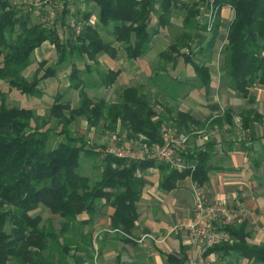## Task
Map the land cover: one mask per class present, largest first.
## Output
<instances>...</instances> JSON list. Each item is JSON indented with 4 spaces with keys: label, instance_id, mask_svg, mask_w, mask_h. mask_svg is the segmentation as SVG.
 Instances as JSON below:
<instances>
[{
    "label": "trees",
    "instance_id": "16d2710c",
    "mask_svg": "<svg viewBox=\"0 0 264 264\" xmlns=\"http://www.w3.org/2000/svg\"><path fill=\"white\" fill-rule=\"evenodd\" d=\"M81 2L86 8H77V16L83 28L76 33L64 20L47 23L28 7L0 0V79L23 94L43 96L47 91L44 82L54 80L61 86L58 77L66 74V79L60 77L64 82L63 92L56 91L43 118L33 107L9 106L4 96L1 100L0 264L11 261L12 264H81L77 260L78 252H83L93 263L89 249L92 233H84V226L90 225L106 206H112L115 211L111 215V229L122 236L131 235L140 216L139 202L149 168L160 171L161 187L167 191L178 187V182L187 177L205 186L214 169V146L191 150L188 142L179 154L185 167H177L156 159L121 157L107 152L106 142L76 135L73 124L85 118L91 127L102 124L105 130L116 133L121 124L122 131L142 133L149 143H160L162 125L168 123L179 132L190 131L186 118H191L183 110L176 113L171 110L169 115L158 110L155 102L134 85L124 87L113 102L105 96H91L88 93L91 85L83 75L96 71L99 84L111 87L120 70L100 71L99 57L105 54L115 57L120 48L130 60L143 57L151 49L153 38L170 25L173 10L184 4L183 0ZM91 4L98 8L96 16L88 8ZM225 6L233 9L234 16L228 26L227 40L219 49L223 55L220 80L246 101L240 112L242 135H257L256 123L264 119L255 106L258 98L254 91L257 86L264 88V0L185 3L181 33L159 54L160 62L153 78L169 86L165 81L168 64L174 69L184 60L195 71L196 85L208 90L213 82L214 46L223 26L221 10ZM202 7L211 10L212 25L210 19L205 26L198 22ZM154 18L157 23L153 22ZM65 29H69L70 35L63 39L60 31ZM202 29L210 32L209 38L205 44L196 45L193 40ZM109 32L112 39L105 35ZM45 42L53 45L56 58L50 64L48 59L37 64L32 55ZM33 62L37 67L30 79L25 71ZM160 71H165L164 75ZM179 83L172 78V88L176 90ZM73 90L79 95L78 102L70 97L65 99ZM170 91L173 95L174 91ZM51 119L57 121L53 126ZM225 121L236 125L233 109L226 110L213 124L222 126ZM86 162H91L98 171L97 178L86 172L89 168ZM39 209L47 210L51 216L44 219L43 213L37 212ZM84 212L89 214V219L80 220L78 216ZM54 216L58 218V227ZM218 229L228 233L231 240L207 247L206 254L234 253L253 264H264V244L249 243L251 230L246 220L223 224ZM173 263L183 264V260L169 255L167 264Z\"/></svg>",
    "mask_w": 264,
    "mask_h": 264
},
{
    "label": "crops",
    "instance_id": "0c3cea01",
    "mask_svg": "<svg viewBox=\"0 0 264 264\" xmlns=\"http://www.w3.org/2000/svg\"><path fill=\"white\" fill-rule=\"evenodd\" d=\"M191 1L195 0H183L184 4ZM184 4L175 9L178 15H173L168 28L161 30L153 38L151 49L143 57L130 60L126 52L120 48L115 57L109 54L100 56L99 65L100 62L103 64L105 62L107 69L120 70L117 81L113 85L117 84L121 89L130 85L141 88L143 93L151 96L152 101L157 104L156 108L160 107V110L167 112V115L171 110L174 113L179 110L190 113L191 118H186L187 126L190 128L188 148L199 150L214 146L212 160L214 169L210 172L209 180L205 184L210 201L223 202L228 209L237 211L233 222L240 223L246 220L248 229L251 230L249 243L261 245L264 244V131L262 128L264 122L256 123L257 135H242L238 120L241 117V110L246 106V101L225 83L220 82L219 85L214 86V75L208 90L195 86L190 81L195 71L188 69L189 65L185 64V70L179 72L180 76L175 77L180 83L176 85L173 95L166 92L167 85L164 81L160 79L155 81L153 78L157 71L155 64L159 54L168 47L176 35L181 33ZM81 8L85 9L86 5L82 4ZM88 8L93 10L95 16L97 15L98 8L95 4H91ZM210 16L211 10L202 7L198 22L205 26ZM233 16L234 11L230 6L223 7L221 10L222 46L227 40L228 26ZM153 22L157 23L156 18ZM109 34L111 35H108L109 38L112 39V32ZM208 38L209 31L202 29L196 33L193 41L196 45H202ZM43 45L45 46L42 51L37 48L38 60L45 59L48 46H52L49 42ZM116 46L118 47L119 43H116ZM144 57H149V60ZM151 63L155 65L154 69L150 67ZM218 74L220 80V70ZM121 78L124 79L122 82ZM114 89H116L115 86L108 87L100 96L107 98ZM254 91L258 98L255 106L264 116V88L257 86ZM151 93L155 94L151 95ZM229 109L234 111L235 126H231L227 121L222 126L213 124L214 119L224 116L225 111ZM145 176L146 184L139 202L140 216L132 234L122 236L118 231L111 229V215L115 209L112 206H106L94 216L90 225L83 228L84 233L89 231L92 233L89 249L94 256L93 263L91 260L89 262L87 255L83 252H78L79 263L167 264L168 256L174 255L179 261L183 260V264H253L250 260L234 253L206 254L207 247L203 242L189 240L182 231L173 228L178 220L196 219L194 182L190 177L180 180L178 187L167 191L161 187V173L157 168H149ZM241 210L244 211L242 215L239 214ZM78 218L87 220L89 214L84 212ZM223 224L226 223L221 216L216 220L215 225L219 227ZM143 237L144 239L141 240Z\"/></svg>",
    "mask_w": 264,
    "mask_h": 264
},
{
    "label": "built area",
    "instance_id": "2783aa9c",
    "mask_svg": "<svg viewBox=\"0 0 264 264\" xmlns=\"http://www.w3.org/2000/svg\"><path fill=\"white\" fill-rule=\"evenodd\" d=\"M13 4L28 7L36 17L44 22L52 23L63 21L74 32L79 33L83 28L82 22L78 19L77 8L83 2L81 0H10ZM82 3V4H81ZM212 25V16H210ZM161 142L145 143L139 146H117L108 145L107 152L115 153L121 157L136 159H156L177 167H185L180 160L179 154L187 147L188 135H177L172 127L167 124L160 129ZM196 219L178 220L175 230L182 231L187 239L203 242L206 247L221 243L225 239L231 240L228 233L222 232L215 225L216 220L223 216L225 223L234 221L235 213L219 201L211 202L205 186L193 185ZM144 237L141 239L143 240Z\"/></svg>",
    "mask_w": 264,
    "mask_h": 264
},
{
    "label": "rangeland",
    "instance_id": "374dc122",
    "mask_svg": "<svg viewBox=\"0 0 264 264\" xmlns=\"http://www.w3.org/2000/svg\"><path fill=\"white\" fill-rule=\"evenodd\" d=\"M175 12L176 11L173 10V15L174 16L175 15H178ZM222 32H223V30L220 29L219 34H218V37H217V40H216V43H215V46H214V50H215L216 53L214 54L213 59H212L213 60V63H212V72H213V75H214V82H215L214 83V86L217 85V84L219 85V83L221 82L219 80V74L218 73H219V70H220V65L223 62V55H220L219 54V49L222 47V43H223L221 41V39H222L221 38ZM60 34H61V37L63 39H66L67 37H69L70 31H69V29H67V30L65 29L64 32L63 31H60ZM209 34H210V32H209ZM105 35L109 38V36L107 35V33ZM44 46L45 45H42L38 49H40L42 51V49H43ZM48 47L49 48H48L47 52L45 53V56H47L45 59H48L49 60V64H50L56 58V52H55V48L53 47V45L52 46L49 45ZM38 49H36L34 51L33 55H32L33 61L36 59V61H37L36 63L37 64L40 61L37 58V53H38L37 51H38ZM202 58L203 57H199V58L197 57L196 59H202ZM144 59H148L149 60V57H144ZM159 62H160V60H159V57H158V59L156 60V64L155 65L158 66V63ZM36 63L33 62L32 66H30L29 69H27L25 71V74L28 77H30V79L34 75V71H35V69L37 67V64ZM142 63L143 64H146L145 61H142ZM155 65L151 63L150 64V67L151 68L153 67V69H154V66ZM188 65H189V68L188 67L187 68L192 71L193 67L190 64H188ZM106 66L107 65H106L105 62H104V64L102 62H100L99 70L100 71L106 70L107 69ZM82 68H83V65H82ZM184 68H185L184 60H181L180 61V65H178V68L172 69L171 63H169L168 64V72H167V74L165 73V71H160L159 72V73H161L163 75L165 73V81L168 82V84H169V86L167 85V91L166 92L169 95H172V93L170 91L171 89H172V91H176L175 88H174V86H173V88L171 86V80H172V78H175L178 74H180L179 72H181L182 70H185ZM83 75H84V79L86 81H88L89 84L91 85V87L88 88L89 95H91V96L102 95L106 91V88H104L103 86H101L99 84V77L100 76H99V73L98 72L94 71L91 74L84 73ZM178 76H180V75H178ZM60 77L62 79H66L65 78L66 77V74L65 73H62L58 77L60 79V81H61V82H59L61 86L57 85V82L54 81V80H50V81L44 82L45 90H47V91L45 92V94L43 96H29V95L23 94V93L20 92V90H18L16 88H13V87H10L5 80L0 79V103H1V100H2V98L4 96V98L6 100V103L9 106L33 107V108L36 109L35 111H36L37 115H39V116H41V118H43L49 112V109L51 107V103L53 102V98H54L53 96L56 93V91L63 92L64 82L62 83V79ZM123 80L124 79L121 78L120 81L122 82ZM190 81L193 84H195V86H196L197 80H196V76L195 75H194V77ZM222 83L224 84V82H222ZM112 86H115L116 89L111 90V92L107 96V99L109 101H111V102H113L115 99L118 100V97L120 96L121 91L123 89V88L122 89L121 88H118L117 84L112 85ZM146 90H148V88H146ZM154 94L155 93H151V95H154ZM78 96H79L78 93L73 90V91H69L66 94L65 99H68L70 97V99L74 100L73 102H78L77 101V100H79ZM148 97L152 101L151 96L148 95ZM158 99L160 100V96H158ZM155 105H157V104L155 103ZM157 109L160 110V107H158ZM51 121H52L51 126L55 125V123L57 122L55 119H51ZM238 121H241V119L238 120ZM263 122H264V119L258 121L257 123H263ZM166 124H168V123H166ZM72 127L74 128V131H75L76 135L84 134L87 137H89V138L92 137L93 139H95L97 141L106 142L107 145H114V144H116L117 146H122V147H125V145L126 146H132V145L135 146L136 145V146L142 147L143 144H145L147 142L149 143V141H148L149 139L145 135H143L142 133H139V134L138 133H132V132H128L127 130L122 131L121 124L118 125V128H117L116 133H114L112 131L105 130L104 127L102 126V124L100 126H98V127H91L89 125L88 121L85 118H79L77 120V122H75L73 124ZM171 127H172V129L174 130V132L177 135H190V133H189L190 131L179 132L176 127H173L172 125H171ZM60 128H61V126H60ZM262 128H263V131H264V127H262ZM85 165H86V167H89L86 172L87 173H90V175H92V178H97L98 171L96 169L92 168V163L91 162H86ZM221 203H223V202H221ZM223 205H225V204L223 203ZM39 211H40V213H43L42 215H43V218L44 219H47L48 217H50V214L48 213L47 210L44 211V209H39L37 212H39ZM243 212L244 211L241 210L239 214L242 215ZM53 219H54L55 225L58 227L59 226L58 218L56 216H54ZM8 264H12V261L9 262Z\"/></svg>",
    "mask_w": 264,
    "mask_h": 264
}]
</instances>
